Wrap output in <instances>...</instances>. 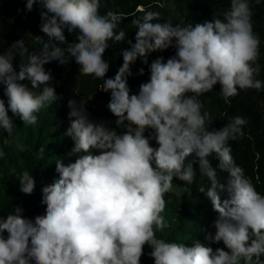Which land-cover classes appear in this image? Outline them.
Listing matches in <instances>:
<instances>
[{
	"label": "clouds",
	"instance_id": "1",
	"mask_svg": "<svg viewBox=\"0 0 264 264\" xmlns=\"http://www.w3.org/2000/svg\"><path fill=\"white\" fill-rule=\"evenodd\" d=\"M37 4L40 29L48 37L47 41L36 37L43 43L42 52L31 54L18 40L0 54V84L8 97L7 107L0 99V128L11 134L14 123L9 110L24 124L33 125L41 108L61 99L49 86L52 76L44 65L51 61L63 65L70 56L80 75L104 80L101 91L110 92L107 108L116 126L124 124L126 130L118 133L91 121L84 106L69 100L71 122L65 134L74 142L72 153L84 155L67 165L57 161L59 179L42 188L44 215L33 222L16 208L15 215L0 220V264H140L146 244L154 264H238L240 258L247 262L253 256L259 261L264 254V195L238 167L228 169L232 179L227 188L219 185L218 191L215 169L207 160L215 152L222 168L231 164L227 141L243 135L247 122L237 116L219 130L208 131L207 113L201 114L198 99L217 84L226 100L238 89L264 86L254 79L260 70L253 66L260 41L253 33L248 0H231L223 19L195 26L153 23L158 13H147L133 21L136 42H129L131 49L122 52V66L107 79L109 63L103 56L109 40L124 39V31L114 33L123 17L110 11L99 15L100 0H26V10ZM65 30L78 32V42L69 43ZM169 47H175V56L166 63L163 57L155 59L149 81L140 85L138 94L130 95V66L137 58L148 64L150 53ZM14 48L27 58L19 71L13 66ZM25 80L31 87L21 83ZM149 129L154 135L144 134ZM152 139L158 147L150 146ZM93 150L99 154L93 155ZM189 156L211 178L205 195L218 213L217 232L211 239L222 241L227 251L213 250L200 241L187 246L155 236L157 229L168 227L161 213L164 194L173 190V178L193 181V167L184 163ZM19 185L21 192L31 194L35 180L24 172ZM225 190L229 198L221 200L219 193Z\"/></svg>",
	"mask_w": 264,
	"mask_h": 264
},
{
	"label": "trees",
	"instance_id": "2",
	"mask_svg": "<svg viewBox=\"0 0 264 264\" xmlns=\"http://www.w3.org/2000/svg\"><path fill=\"white\" fill-rule=\"evenodd\" d=\"M251 11V24L253 33L259 38V55L254 63L259 66V73L254 75L255 80L264 82V0H248ZM107 7L99 12V15H106L107 12H113L123 17L115 34L120 31L125 32L122 41L109 40V47L106 49L103 58L109 63V71L105 79L114 78L118 69L123 64L122 52L131 49V44H135L136 25L133 21L142 19L147 13H158V19L153 23L170 22L174 26L180 24L184 26L188 21H193L197 14L202 15V23L205 21L213 22L214 19H223L225 12L230 10L231 0H111ZM138 5L141 9H138ZM26 0H0V54L9 50L10 46L18 40L24 41V46L31 54H40L43 50V43L36 40L40 36L47 41L48 37L41 31V17L39 5H34L32 11L26 10ZM210 17V18H209ZM65 36L69 43L78 42L76 37L78 32L68 33L65 30ZM131 42V44L129 43ZM66 47V45H60ZM15 59L13 66L19 71L21 62L27 63V58L19 55V49H12ZM176 54L175 47H169L163 51H155L148 55V64H143L141 58L130 66L132 75L127 77V84L131 94H138L140 85L146 83L150 78V64L157 58L163 57V62ZM45 70L51 72L52 80L49 86H53L56 94L61 99L52 103V111L55 113L51 117L54 124L61 127V132L66 133L70 127L68 107L69 100L76 101L77 107L84 106L88 118L96 123H104L106 127L115 129L118 133L120 130L113 125L110 120L115 119L113 114L108 110L107 105L110 100V92L101 91L104 83L102 78H94L91 75H80L79 66L74 58L68 57V62L61 65L57 61H51L44 65ZM143 69V75L140 74ZM21 83L31 87L30 82L25 80ZM43 85L41 86V88ZM5 86L0 84V99L7 107L8 97L4 94ZM221 86L215 85L213 90L204 93L198 99L202 103L201 114L207 113L205 128L208 131L219 130L223 126L230 124L234 117H242L246 124L242 127L243 135H237L235 139H229L226 146L230 149L231 164L221 167V160L217 153L213 152L207 157L210 167L215 169V179L219 185H227L232 179L228 169L240 168L243 176L250 180L255 190L264 195V86L260 89L246 88L238 89V94L229 97L227 100L220 93ZM187 95H192L188 93ZM84 105H81V102ZM72 119H75L74 117ZM126 130V128H125ZM124 130V131H125ZM146 136L154 135L151 129L146 130ZM69 137V136H68ZM150 146L158 147L155 139L150 140ZM74 142L71 137L66 144L54 148V153L58 160L65 165L75 162L78 155L84 153H72ZM33 151L28 156L29 159L24 168L35 180L34 191L31 194H25L20 191L19 177L17 175L12 179V183L7 185V195L0 208V220L6 219L9 215L16 214V208H19L20 215L34 222L35 217L45 214L46 205L41 203L42 188L48 185L43 174L47 169L39 165L38 158ZM93 155L99 154L96 150L92 151ZM57 163V162H56ZM56 163L50 168L52 174H59L56 171ZM185 166L191 164L194 170V185L192 186V203L191 206L199 208L203 213L214 216L218 219V213L213 210L210 200L205 193L211 187V178L202 174L198 161L193 156L185 160ZM203 188L204 192L200 189ZM221 200L228 199L229 193L221 191L219 193ZM183 220H180L182 224ZM4 238L8 233H3ZM157 239H162L169 243L185 244L192 246L187 240L175 241L165 240L159 229L155 231ZM198 238V237H197ZM200 238V237H199ZM198 238L202 244L212 247L213 250L220 248L225 251L228 249L223 242L214 243L213 240H204ZM152 251L147 244L143 247V253L147 254L151 263L154 259L149 255ZM238 264H264V254H261L259 261L253 256L251 261L240 258Z\"/></svg>",
	"mask_w": 264,
	"mask_h": 264
},
{
	"label": "rangeland",
	"instance_id": "3",
	"mask_svg": "<svg viewBox=\"0 0 264 264\" xmlns=\"http://www.w3.org/2000/svg\"><path fill=\"white\" fill-rule=\"evenodd\" d=\"M109 1L111 0H100L99 12L108 6ZM137 8L141 9L140 5ZM202 19V15L197 14L193 21H188L184 26L187 24L195 26L197 23H202ZM8 115L13 119L14 126L11 134L0 128V208L7 195V185L11 184L12 179L17 175L24 173L28 156L33 151L36 153L39 165L47 169L43 176L48 185L58 180L59 177L49 171L59 161L53 150L69 141V137L61 132V127L51 120L55 115L52 111V103L36 113L37 123L33 125L24 124L19 117L13 116L10 110ZM115 120L116 118L111 119L110 122L117 127ZM117 128L123 132L125 125L122 124ZM194 183V180L188 183L174 177L173 190L164 194L165 209L161 215L168 227L160 232L165 240L179 242L187 240L189 244H193L199 237L212 241L211 237L215 236L217 219L191 206ZM181 219L183 225L180 224ZM140 264L154 263H151L147 254L143 253Z\"/></svg>",
	"mask_w": 264,
	"mask_h": 264
},
{
	"label": "built area",
	"instance_id": "4",
	"mask_svg": "<svg viewBox=\"0 0 264 264\" xmlns=\"http://www.w3.org/2000/svg\"><path fill=\"white\" fill-rule=\"evenodd\" d=\"M141 7V6H140Z\"/></svg>",
	"mask_w": 264,
	"mask_h": 264
}]
</instances>
